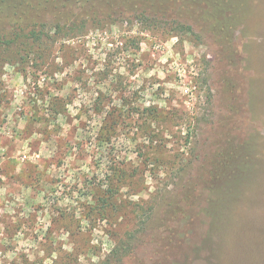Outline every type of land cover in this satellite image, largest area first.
Instances as JSON below:
<instances>
[{
	"label": "rangeland",
	"instance_id": "374dc122",
	"mask_svg": "<svg viewBox=\"0 0 264 264\" xmlns=\"http://www.w3.org/2000/svg\"><path fill=\"white\" fill-rule=\"evenodd\" d=\"M97 2L0 64V264H264V0Z\"/></svg>",
	"mask_w": 264,
	"mask_h": 264
},
{
	"label": "trees",
	"instance_id": "16d2710c",
	"mask_svg": "<svg viewBox=\"0 0 264 264\" xmlns=\"http://www.w3.org/2000/svg\"><path fill=\"white\" fill-rule=\"evenodd\" d=\"M61 1L64 0H0V64L10 63L12 58L19 55V51L14 50L12 46L17 39L24 36H21V34L25 31V28L28 31V35L24 37L26 40L34 39L40 41L41 37H43V35H40L43 30H38V27H40L42 23V18H40L42 12L51 14L53 18L52 29L59 31L61 29V22H63L61 19H63V17H69V15H71L69 13L73 12L74 7L78 10L77 12L83 13L80 19L76 18V21H80L81 18L89 19L88 17L90 16H96L97 9L95 8L100 7L97 1L100 2L101 0H89L91 2H88V0H65L66 3H61ZM150 1L151 0H106L105 3L107 6L103 13L109 14L117 9L128 10L129 7L138 8L141 5H151ZM63 6L66 8L68 7L69 10L61 14L59 9ZM66 20L68 21L70 19ZM6 25L10 27L9 36L2 32ZM185 29L187 32L189 31L188 27ZM47 37L48 36L45 38L47 39ZM107 130H109V128ZM219 165L223 168H227L228 166L226 161L223 160L219 161ZM219 170L221 169L219 168ZM186 200L187 198L184 197L179 202L169 205L170 211L168 212V219H175L177 216L181 217V214L185 215L182 209L183 206L180 205V202L186 203ZM110 205L111 204H109L107 200H101L97 208L104 212ZM184 219H186L185 216ZM146 221H148V218H146L145 222L141 220L139 226L144 228L147 223ZM137 232L138 231H134L120 238L111 250L109 257L97 264H110L112 261L115 264H119L125 257L130 256L134 249L132 240L135 238Z\"/></svg>",
	"mask_w": 264,
	"mask_h": 264
}]
</instances>
